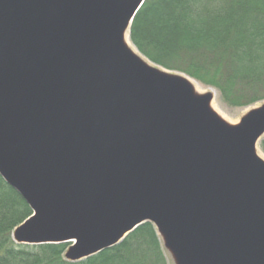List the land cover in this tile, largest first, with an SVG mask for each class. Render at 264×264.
I'll return each mask as SVG.
<instances>
[{
	"label": "water",
	"instance_id": "95a60500",
	"mask_svg": "<svg viewBox=\"0 0 264 264\" xmlns=\"http://www.w3.org/2000/svg\"><path fill=\"white\" fill-rule=\"evenodd\" d=\"M144 0H0V178L16 245L82 261L150 223L172 264H264V102L231 125L129 43Z\"/></svg>",
	"mask_w": 264,
	"mask_h": 264
},
{
	"label": "trees",
	"instance_id": "16d2710c",
	"mask_svg": "<svg viewBox=\"0 0 264 264\" xmlns=\"http://www.w3.org/2000/svg\"><path fill=\"white\" fill-rule=\"evenodd\" d=\"M129 39L146 60L214 89L228 106L264 101V0H144ZM30 215L0 178V264H169L150 223L75 263L63 259L68 244H14L12 231Z\"/></svg>",
	"mask_w": 264,
	"mask_h": 264
},
{
	"label": "rangeland",
	"instance_id": "374dc122",
	"mask_svg": "<svg viewBox=\"0 0 264 264\" xmlns=\"http://www.w3.org/2000/svg\"><path fill=\"white\" fill-rule=\"evenodd\" d=\"M131 45V44H130ZM132 46V45H131ZM133 47V46H132ZM134 48V47H133ZM135 50V49H134ZM141 55V54H140ZM142 56V55H141ZM163 69V68H162ZM165 70V69H164ZM171 73H176V74H181V75H185L179 72H175V71H169V70H165ZM186 76V75H185ZM188 77V76H186ZM189 80H193L194 79L188 77ZM196 82V81H195ZM198 83V82H197ZM198 85L201 87V89L199 91H196L199 94H205L208 92H211L213 94V99L211 101V108L212 110L218 115L220 116V118H222L224 121H226L227 123L234 125L237 124L240 120V118L242 116H244L248 111H250L251 109L257 108L259 107L264 101L261 102H257L255 104H252L248 107H231L226 105L220 98L219 94L214 90L211 89L209 87L203 86L200 83H198ZM264 139V138H263ZM262 139V140H263ZM261 140V141H262ZM260 141V142H261ZM260 144V143H259ZM258 156H260V158H262L264 160V153L261 151L259 145L256 149ZM167 254V253H166ZM168 256V255H167ZM169 258V257H168ZM169 264H172L170 259H169Z\"/></svg>",
	"mask_w": 264,
	"mask_h": 264
},
{
	"label": "bare ground",
	"instance_id": "6f19581e",
	"mask_svg": "<svg viewBox=\"0 0 264 264\" xmlns=\"http://www.w3.org/2000/svg\"><path fill=\"white\" fill-rule=\"evenodd\" d=\"M125 41H126L127 45H128L133 51H135L134 48L130 45V43H129L127 37H126ZM190 82L193 84V86H194V88H195L196 91H199V90L201 89V87L198 85L197 82H195V81H193V80H190Z\"/></svg>",
	"mask_w": 264,
	"mask_h": 264
}]
</instances>
